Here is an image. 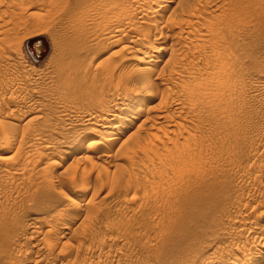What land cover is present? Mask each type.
Listing matches in <instances>:
<instances>
[{
	"label": "rangeland",
	"instance_id": "1",
	"mask_svg": "<svg viewBox=\"0 0 264 264\" xmlns=\"http://www.w3.org/2000/svg\"><path fill=\"white\" fill-rule=\"evenodd\" d=\"M60 1L0 0V31L2 30L4 33L5 30L4 35L0 33L2 35H0V137L3 138H0V264H264V0H190L195 1L191 2L193 7L199 1L194 8L191 7L192 4L189 6V0L187 1L188 4L183 5L178 3L180 0L178 2L173 0L169 10L164 7H161L162 10L161 8L158 9L157 4L160 3V0H147L145 8L139 4L142 0H137L138 5L135 0H133L134 2L131 0H85V4L79 9L74 8L76 0H72L67 3V10L62 8L54 10L59 7L57 5ZM48 2L57 5L51 7ZM107 4L117 7L111 10ZM178 5L185 7V10ZM190 7L193 9H189L191 11H199V13L203 11L202 14L198 15H203L201 18L204 19H197L195 17L197 15L193 14L192 17L188 15V18L187 15L182 16ZM51 8L53 9L51 10ZM117 8L120 10L123 8L124 16L125 13H130L131 10L136 9V11L126 15L127 17L130 15V19L133 20L130 25L135 23V27H143L146 31L148 27L145 23L149 20L148 16H151L149 14L151 9L157 8L156 10L161 11L157 12V15H161L162 18L158 17L160 21L158 20L157 26L160 29L156 27L152 31L148 28V31H151H147L150 33L148 35L146 33L148 37H144L146 36L143 35L145 33H142L144 30L139 29V32L137 27L138 32L130 31V26L128 28L123 27L127 31L123 30L125 31L123 35L124 38H127V36L131 37L139 33L138 38L141 40L137 41V45H139L138 49L142 50L139 53L145 51L143 48L145 42L148 44L150 41L149 44H151L152 41L153 48L149 52L150 57L158 56L161 60L157 63L156 76L155 74L152 76L154 78L152 84L156 86H153L155 90L160 88L157 92L163 87L164 92L170 91L165 92L170 97H167L165 104H168L165 105L167 107H164L163 101L166 98L162 97L166 96L165 93L161 94L160 92H163L161 90L159 94L164 95L161 97L155 91L158 101L155 100L152 106L154 107L157 102H161L163 105L157 104L156 106L167 108L164 114L168 121L163 122L167 124L166 126L165 124L160 125L165 117L156 119L157 114L161 111L159 112V107H154L152 114L148 115L151 120H149L150 123L147 122V128H137L139 125L137 120L141 116L135 119L137 118L135 111H140L141 105L143 107L144 100L147 98L146 89L148 86L145 89L147 84L142 83L145 80L141 76H136L138 80L135 81V77L134 82L129 76H131V72H134L133 69L135 68L133 67L142 65L143 62H145L143 65L151 62H148L149 57L141 58L142 55L139 53L135 54L137 58L134 60L135 57L122 51L123 47H130L132 44H127L125 39L121 40L120 43L118 41L112 44L108 43L110 42V33L104 35L103 30L98 33L99 30L105 28L101 26L104 22H106L105 26H109L110 18L113 17L112 13ZM195 8L198 9L194 10ZM173 9H176L178 15L184 10L182 15L177 17L180 18L179 21L176 18L174 23L177 21L178 24H176L180 26V20H183L184 27L182 25L180 27L184 28V30L182 29L183 32H186L181 35L185 40L180 39V37V41L177 38L174 40V36L169 37L172 36L169 32L170 29H165L168 25L164 22L167 21V15ZM97 10L101 13H98ZM178 10L180 11L178 12ZM137 12L144 14L141 16ZM126 16L124 18H127ZM105 18L110 20L107 21ZM140 18L143 19L140 20ZM186 18L193 21L189 20V24ZM91 19L93 20L91 21ZM184 20L187 21V24ZM141 21L145 23H141ZM204 22L207 23L204 24ZM191 23H193V27ZM193 28H196L194 31L197 33L195 35L194 31L190 32V38L195 37L196 39L192 38V41L187 32ZM157 29L159 30L157 31ZM93 32L94 34H92ZM95 33L98 34L96 38ZM140 33L143 37L140 36ZM197 34L200 36L201 42L197 39ZM36 37L43 38L47 44V52L40 61H34L25 48L26 41ZM92 37L93 40H91ZM187 37L190 42H186ZM181 40L186 43L182 44ZM177 41L184 45L183 51ZM79 44L83 45L80 55L84 56L82 65H84L87 73L84 74V69L79 72L78 80L81 79L82 81H78L75 85L70 83L72 91L68 94L65 86L62 83L60 85L56 74L57 66L58 62L68 57L73 49L74 51L77 49ZM188 49L192 53L195 51L196 54L189 53V56L197 58V60L191 58L192 61H188L190 60V57L187 56ZM197 50L199 52H196ZM184 51L187 54L183 53ZM172 53L177 58L175 60L174 56L173 60L178 63V67L174 62L170 63L171 66L167 63V59ZM182 54L187 56L184 60H182L184 58ZM178 59L179 62H176ZM186 60L188 64H191L190 67L186 64V68L195 65L192 67L193 70L189 71L187 68L189 72L185 67V69L180 67L183 61L186 63ZM194 60L198 63L197 65ZM184 63L182 65H185ZM202 64L203 70H201ZM168 66L169 69H171L170 67L174 69H171L172 72H178L179 76L176 72L173 74L170 71L169 73ZM162 67L165 68V72L167 71L166 74L173 75V80L172 77L162 74L164 72H161L160 76L159 69ZM163 68L162 71H164ZM175 68H179L180 72L179 69L177 71ZM194 68H200L199 71L197 70L198 73H195L194 70L196 69ZM186 71L187 73L191 72V74L186 75ZM126 73L128 75H124ZM179 73H184L182 74L184 78L182 75L180 77ZM126 77L129 78L130 82L127 81ZM216 77L217 79H215ZM175 78L179 79L175 80ZM219 78L224 80L219 81L221 80ZM121 80H123V84L127 81V84L115 83L121 82ZM189 81L192 82L189 83ZM215 81L220 82L217 84L219 85L217 88L215 83L213 86ZM227 81H229V85ZM187 82L189 85L195 83L192 85L193 87L196 84H201L202 86H199L203 89L209 88V86L215 87L216 89L212 87L215 94L209 88V92L213 95L207 92V89L201 91H204L205 94L202 93L207 97L209 94L212 95H209L208 98L217 99L214 101L223 105L220 106L216 104L217 102L214 104L222 108L215 105L210 107L211 110L205 108L209 106L207 105L209 102L212 101L211 104H213L214 98L207 101L205 99L207 97L201 95L205 101L200 99V92L197 93L200 87L198 89L195 87L196 90L195 88L192 89L191 86L189 89L192 90H189L187 89L189 87ZM205 82L208 87H203ZM208 82L210 85H207ZM58 83L59 85H57ZM135 83H137L136 86H133ZM227 85L229 90L226 88ZM122 86L126 87L123 88ZM142 86H144L142 91L145 92L146 96L142 92L138 93L142 96L137 94L143 88ZM219 87H225L228 92H232L231 90L233 92L225 93V88H222L224 90L222 91ZM194 89L197 91L194 93H197L199 98H196L197 94L195 95L193 92L192 95H188L189 97L186 96L187 92ZM216 90L223 92L222 94L225 96L223 97L221 93L217 94ZM183 91L185 92L182 95ZM121 92L122 95H120ZM189 93L191 94V92ZM179 95H181L180 98ZM216 95L219 98H216ZM193 96H195L194 100H200L197 103V105L200 103V106L193 105L202 109V112L205 108L211 114L212 109L218 108L217 111H212L215 117L214 115H206L208 112L201 113V110L194 106L195 109L191 104L192 100L184 99L190 102L187 104L185 101L183 102V98L193 99ZM176 97L179 98L180 104H178ZM222 97L224 99L221 100ZM158 98L162 99L159 101ZM174 98H176L174 100L176 105L171 104L173 102L170 101ZM110 99H116L118 104L122 102L131 109L126 122L130 121L129 124H134L131 131L135 132L136 135L144 136L142 138L144 140H142L139 135L140 142L136 147L127 141L128 145L126 143L123 148L120 147L122 150L116 149L120 141H124L131 132L125 134L123 139L120 137L121 139L117 143L116 138L120 136L125 127L129 126L128 122H125L126 126L116 123L114 125L116 128L111 127L112 131H109L114 135L105 133L106 137L104 136V132L101 130L102 124L104 123L103 126H106L114 117L113 112L107 115L108 117L103 113L105 112L103 108L111 101ZM190 104L193 109H191ZM202 104L206 106L203 107ZM101 106L103 107L100 108ZM214 106L216 108H213ZM171 107H173L172 110ZM188 108L193 114L187 111ZM219 109H223V112ZM197 111H199L198 114H194ZM85 113L95 118L94 122H98L95 124L96 127L94 122H89L90 125L93 123L89 127L88 121H85L88 115ZM200 113L203 115L201 116ZM218 113H221L219 114L221 116ZM199 114L200 117H198ZM182 115H186L189 119V121L187 118V120L184 119L189 123L183 129L181 126L186 125V123L184 120L182 122L181 118L178 119ZM208 116L213 119L218 117V119L213 120ZM170 117L171 119H169ZM81 119L84 121L82 122ZM175 119L177 120L175 121ZM174 122L178 123H175L177 128ZM169 124H173L176 129ZM179 125L181 129L178 127ZM191 126L196 127H192L193 130L188 132ZM94 127L95 131H98L96 133L103 134H96L93 130ZM160 127L163 128L161 131ZM172 127L177 132L174 131V135L168 132L169 130L172 131ZM6 128L12 130L9 131L12 132V135L15 133L14 138ZM2 130L5 134L1 133ZM116 130H118L117 134ZM183 130L189 134H182ZM180 131L182 137L185 136V140L188 138V140H184V145L183 138H179V135L181 136ZM146 134H149L147 138H150V135H157L161 140L164 139L163 142L166 141L165 148L160 147L162 152L159 143L162 144L163 142L159 138L157 139L160 142H158L159 140L154 141L156 139L154 136V139H149L153 143L151 141L149 143L145 138ZM175 134L178 136L172 137ZM108 135H112L110 140H104L109 137ZM188 135H192L190 136L192 138ZM194 138L195 141L200 140L199 144L194 142ZM24 139H27L28 142ZM22 141L25 142L24 145L21 144ZM95 141L96 143L99 142L97 143L99 145L94 144ZM190 141L199 147L194 145L196 149H193V143L190 144ZM91 142H94L93 145ZM101 142L103 145H100ZM109 142L111 144H108ZM186 142H189L190 146L192 145L191 151L190 148L187 149L189 145ZM147 143H149V148ZM173 143L177 147L172 145ZM104 144L111 150H107ZM152 144L156 151L152 149ZM110 145H113V149ZM157 145V149L161 153L156 149ZM179 145L181 147H178ZM139 146L141 148L144 146V148L140 149ZM169 146L173 147L172 149L177 148L178 151L179 149L181 152L183 151V153L177 151L179 156L173 154L175 149L173 153L165 152L168 158L177 157L178 159L174 160L178 164L172 163V160L169 159L166 161L169 167L164 166L166 160L164 158L167 157L160 155L162 160L164 159L161 161L163 164L160 163L159 165V159L156 160L158 163L155 164L165 167V169L168 167L165 172H163V168H156L154 164L152 165L155 169H152V165L147 166L151 164L152 160L155 162V159L159 157L158 154H164L165 149L170 148L167 150L172 151ZM184 146L189 152L182 150ZM142 150L145 153L148 150L154 154L153 156L149 154L145 158L144 156L147 154L144 153L143 159L141 157L143 153L140 154L143 152ZM114 151H118V156H116L117 152L114 153ZM119 151L122 153L119 154ZM192 151L199 156L193 154L196 159L190 158L192 162V167L190 166L192 169H190L187 166L191 165L188 164L190 161L185 159V166L182 156L184 159L186 158L184 154H187V158H189L192 156L190 154V152L193 153ZM133 152L136 156L139 155L137 158L141 159L140 162L136 156L138 161L132 158ZM107 154L116 155H111L110 158L105 157ZM129 154L133 155H130L129 158ZM169 154L173 155L169 156ZM150 156L152 159L149 158ZM145 159H150V164ZM191 159L193 161L199 160L194 163ZM179 164L183 166V169L188 167L189 170L178 169ZM21 165L23 168L26 166L28 168L22 169ZM170 166L172 169L177 168L176 170H180V172H176L174 169L172 171ZM194 166L197 167L194 169ZM143 167L145 168L143 169ZM156 169L159 172L163 170L164 175ZM22 174L24 175L23 178L21 177ZM157 174H161L163 178H160L161 175H158V178ZM43 177L45 179H42ZM83 188H85L84 194L79 195V191ZM76 207L78 208L76 209ZM242 250L245 252L244 254Z\"/></svg>",
	"mask_w": 264,
	"mask_h": 264
},
{
	"label": "bare ground",
	"instance_id": "2",
	"mask_svg": "<svg viewBox=\"0 0 264 264\" xmlns=\"http://www.w3.org/2000/svg\"><path fill=\"white\" fill-rule=\"evenodd\" d=\"M58 1H60V0H58ZM70 1H72V0H61L60 2H58V5H57V4H53V2H51V3L48 2V3H50V5H49V4H48V5L51 6V7H55L56 5L59 6L58 8H55L54 10L59 9V8H62V9H66V10H67V7H68V4H67V3H68V2L70 3ZM128 1H129V0H128ZM131 1H133V0H131ZM139 1H140V0H139ZM148 1H149V0H148ZM148 1H147V0H142V2H141V3L139 2V4H140L141 6H144L143 8H145V5L147 4ZM178 1H179V0H177V2H178ZM187 1H188V0H180L181 3H180V2H178V3L181 4V5H183V4H185V3L188 4V2H190V3H189V6H190V4H192L191 7L194 8V7L197 6V3L199 2V1H197V2H196V5L194 4L195 6L193 7V3H191V2H195V1H190V0H189L188 2H187ZM54 2L57 3V1H54ZM133 2H134V1H133ZM114 3H116V2H114ZM117 3H119V2L117 1ZM135 3H137V5H138L137 0H135ZM52 4H53L54 6H53ZM84 4H85V0H76V4H75V7H74V8L79 9V8H81ZM120 4H121V3H120ZM149 4H150V3H149ZM171 4H173V0H160V3L157 4V5L159 6L158 9H160L161 7H164L165 9L169 10ZM48 5H47V6H48ZM121 5H122V4H121ZM121 5H120V7H121ZM174 5H175V4H174ZM181 5H178V6H181ZM199 5H200V4H199ZM49 6H48V7H49ZM109 6H110V9H111V10H113V9H115V7H117V6H111V5L107 4V7H109ZM122 6H123V5H122ZM141 6H139V7H141ZM178 6H177V7H178ZM187 6H188V5H187ZM187 6H186V7H187ZM147 7H149V6H147ZM155 7H157V6H155ZM177 7H176V9H178ZM191 7L188 8V10H189V9L193 10ZM74 8H73V9H74ZM137 8H138V7H137ZM164 8H163V9H164ZM180 8H183V6H181ZM184 8H185V7H184ZM184 8H183V9H184ZM52 9H53V8H51V10H52ZM122 9H123V8H121V10H120V8H119V9L117 8V9L115 10V12L112 13V14H113V15H112L113 17L110 18V19H111V22L109 21L110 24L107 23V24H109V26H105L104 24H106V22H104V24L101 25V26H102V27L104 26L105 28H104V29L102 28L101 30H99L98 33H100L102 30H103L102 33H103L104 35H109V33H110V35H111L110 38H109V41H110V42H108V43H112V44H113V43H116V42H118V41H119L118 43H120L121 40H124V39H125V42H126L127 44H131V43H132V44L130 45V47H126V46L123 47V48H122V51H125L128 55L135 57V54H136V53H139V51H142V50H139V49H138V48H139V45H137V41H139V39H140V38H138V37H139V36H138L139 33H137V35H134V34H133L134 36H131V37H130V36L128 37L127 34H125V36H127V38H124L123 32H125L126 30H125L123 27H127V28H128V26H130V27H129V30H130V31H136V32H138L139 29H140V30L142 29V30L145 31V32H144V31H143V32L141 31L142 33H145V34H143V35H146V33H147V35H148V34H150V33H148V32H151L150 30L153 31V29L155 30L156 27L159 28V27L157 26V23H158L159 18H161V17H160L161 15L158 16L159 14L157 15V12H159L160 10H156L157 8L154 9V10L151 9V11H152V10H153V11H152V13H151V11H150V13H149V14H151V16H148V17H149V18H148V19H149L148 22L145 23L144 21H141V23L144 22L145 25H146L148 28H150L149 31H148V28H147V31H148V32H147L146 29H144L143 27L140 28V27H137V26H136V27L138 28V30H137V28L135 27V23L132 24V25H130V24H131V21L133 22V20L130 19V18H131V17H129L130 15H129L128 17L126 16L127 13H129V12H127V11H126L127 13H125V14H126L125 16H126L127 18H124L125 16H124V13H123ZM125 9H126V7H125ZM125 9H124V12H125ZM140 9H141V8H140ZM176 9H173V11L171 10L170 14L167 15V16H168V17H167V21L164 22V24L167 23V25H168V27H166L165 29H167V28L170 29V30H169V29H168V30H169V32L171 33L170 35H172V36H169V37H173V36H174V37H175L174 40L177 38V39L180 41V39L182 38V37H181L182 33H183V35H184V33H186V32H183L184 28L180 27L181 25L183 26V23H182L183 20H180V22H181V23H180V26L177 25V24H178L177 21H176L177 24L174 23V22H175L174 20H175L179 15L181 16L185 9H184V10L182 9L183 12H181V14L179 13V15L177 14ZM197 9H198V8H195L194 10H197ZM106 10H107V9H106ZM161 10H162V8H161ZM188 10L185 11V13L188 12V14H185V13H184L182 16L187 15L186 17L188 18L189 16H191V15L193 14V15H197V16H195V17H197V19H198V18H200L201 20L204 19L203 17H202L203 19L201 18V16H203V15L199 16L200 14H202L203 11H200L201 13H199V11H191V10H189V11H190V12H189ZM199 10H200V9H199ZM58 11H59V10H58ZM95 11H96V10H95ZM132 11H136V9H135V10H131V12H132ZM137 11H138V9H137ZM142 11H143V9H142ZM179 11H180V10H178V12H179ZM97 12H98V10H97ZM131 12H130V13H131ZM140 12H141V10H140ZM140 12H137V13H140ZM144 12H145V11H144ZM160 12H161V11H160ZM98 13H101V11L98 12ZM122 13H123V14H122ZM130 13H129V14H130ZM189 13H190V14H189ZM81 14H82V13H81ZM86 14H87V13H86ZM140 14H141V13H140ZM142 14H144V13L142 12ZM142 14H141V16H142ZM198 14H199V15H198ZM76 15H77V14H76ZM92 15H93V14H92ZM98 15H99V14H98ZM121 15H123V16H121ZM188 15H189V16H188ZM139 16H140V15H139ZM180 16H179V17H180ZM198 16H199V17H198ZM78 17H79V16H78ZM86 17H88V16H86ZM90 17H92V16H90ZM95 17H96V15H95ZM106 17H108V16H106ZM143 17H145V15H143ZM158 17H159V18H158ZM162 17H163V16H162ZM191 17H192V16H191ZM195 17H194V18H195ZM14 18H15V16H14ZM146 18H147V17H146ZM157 18H158V19H157ZM181 18H182V17H181ZM187 18H186V19H187ZM194 18H193V19H194ZM69 19H70V17H69ZM80 19H81V18H80ZM93 19H94V18H93ZM93 19H91V21H92ZM110 19H108V20H110ZM142 19H143V18H140V20H142ZM161 19H162V18H161ZM179 19H180V18H177L176 20L179 21ZM182 19H183V18H182ZM83 20H84V19H83ZM95 20H96V19H95ZM105 20H107V18H105ZM108 20H107V21H108ZM189 20H190V19H189ZM189 20L187 19L188 23L190 24V21H193V20H192V19H191L190 21H189ZM71 21H72V20H71ZM85 21H87V20L85 19ZM100 21H101V20H100ZM103 21H104V20H103ZM159 21H160V20H159ZM161 21H162V20H161ZM184 21H186V20H184ZM187 21H186L185 24H187ZM204 21H205V20H204ZM4 23H7V22H4ZM76 23H77V22H76ZM162 23H163V21H162ZM201 23H202V22H201ZM206 23H207V22H204V24H206ZM72 24H73V23H72ZM84 24H85V23H84ZM86 24H87V22H86ZM160 24H161V22H160ZM70 25H71V24H70ZM98 25H99V24H98ZM98 25H97V26H98ZM143 25H144V24H143ZM145 25H144V26H145ZM158 25H159V24H158ZM191 25H192V27L194 26L193 23H191ZM198 25H199V23H198ZM198 25H197V26H198ZM200 25H202V24H200ZM101 26H100V27H101ZM187 26H189V25H187ZM187 26H186V27H187ZM0 27H1V26H0ZM13 27H14V26H13ZM87 27H88V26H87ZM89 27H90V26H89ZM100 27H99V29H100ZM164 27H165V25H164ZM164 27H163V28H164ZM183 27H184V26H183ZM186 27H185V28H186ZM199 27H200V26H199ZM199 27H198V28H199ZM135 28H136V29H135ZM161 28H162V26H161ZM198 28H197V31H198ZM0 29H1V28H0ZM85 29H86V28H85ZM159 29H160V28H159ZM159 29H157V31H158ZM182 29H183V30H182ZM188 29H189V28H188ZM195 29H196V28H195ZM195 29L193 28V30L191 29L192 31L190 30L189 32H187L189 38H190V34H191L190 32H193ZM123 30H125V31H123ZM140 30H139V32H140ZM1 31H2V30H1ZM1 31H0V33L4 35L5 30H4V33H3V31H2V32H1ZM9 31H10V30H9ZM9 31H6V32H9ZM160 31H161V30H160ZM165 31H167V30H165ZM185 31H186V29H185ZM10 32H11V31H10ZM126 32H127V31H126ZM96 33H97V32H96ZM96 33H95V38H96V36L98 37V34L96 35ZM111 33H112V34H111ZM129 33H130V32H129ZM142 33H140V34H141L140 36L143 37ZM154 33L157 34V32H154ZM194 33H195V31H194ZM194 33H193V34H194ZM196 33H197V32H196ZM196 33H195V35H196ZM1 34H0V35H1ZM92 34H94V32H93ZM103 34H102V35H103ZM151 34H152V33H151ZM158 34H159V33H158ZM193 34H192V36H193ZM198 34H200V33L198 32ZM198 34H197V36H198L197 39L200 40L201 38H199L200 36H199ZM5 35H7V34H5ZM147 35L144 36V37H148ZM160 35H162L161 32H160ZM160 35H159V36H160ZM164 35H165V34H164ZM186 35H187V34H186ZM195 35H194V36H195ZM200 35H201V34H200ZM203 35H204V33H203ZM1 36H2V35H1ZM1 36H0V37H1ZM7 36H8V35H7ZM7 36H6V37H7ZM105 37H106V36H105ZM179 37H180V39H179ZM95 38H94V40H95ZM189 38H188V37L186 38V42L189 41V40H187V39H189ZM192 38L195 39V37H192ZM192 38H190V39L192 40ZM202 38H203V37H202ZM79 39H80V36H79ZM91 40H93V37H92ZM106 40H107V39H106ZM140 40H141V39H140ZM144 40H146V39L144 38ZM148 40H149V39H148ZM182 40H185V38H184V39L182 38ZM182 40H181V42H182ZM195 40H196V39H195ZM195 40H194V41H195ZM192 41H193V40H192ZM192 41H191V42H192ZM122 42H123V41H122ZM128 42H129V43H128ZM141 42H142V41H141ZM177 42H178V41H177ZM186 42L184 41V42H182V44H183V43H186ZM189 42H190V41H189ZM198 42H199V41H198ZM200 42H201V40H200ZM94 43H95V42H94ZM126 43H125V44H126ZM149 43H150V41L148 42V44H146V42H145V45H144V47H143V48H145V51L142 52V53H139V54L142 55L141 58H147V57H149V58H148V59H149L148 62H151V63H152V61H153V64H151V63H147V64L143 65V64L145 63V62H143L142 65L140 64V65H138V66L133 67V68H135V69H133L134 72H131L130 69L128 70L129 73L131 72L130 74H131V76L133 77V78H132L131 76H129V77L131 78V81H132V79H133V82H134V79H135L136 76H138V77L141 76L142 79L145 80V82H142V81H140V82L145 83V85L147 84V85L145 86V89H146L147 86H148V88L146 89V90H147V92H146V94H147V98H146V100H144V105H143V107H142V105H141V106H140V111H139V110H138V111H135V112H136L135 114H136V116H137V118H135V119H138V118L141 116V118H140L139 120H137V122H138V124H139L138 127H137L138 129H140V128H142V127H143V128H144V127L147 128V127H146V124H147V122H149V120H151L150 117H149L148 115H150V113H151L152 111H154V107H159L160 104L163 105V103H164L163 106H164V107H167V106H165V105L168 104V103L165 104V101L168 99L167 97H170V95L166 94L168 90L165 91L166 93L164 92V90H163V88H164L163 85H162L163 88L161 89V90H163V92H160L161 90H160L159 92H160L161 94L165 93L164 95H166V96L162 95V96H164V97H162V96L159 94V92H157L160 88H159L158 90H155V88H153V86H155V85L152 84V83H153V82H152V79H154L152 76H153V75L155 74V72H156L157 63L160 62L161 60L158 58V56H155V57L151 56V57H150L149 52L151 51V49H152L153 47H152V41H151V44H149ZM153 43H154V42H153ZM178 43H179V42H178ZM178 43H176V44L178 45ZM176 44H175V45H176ZM179 45H180V49H182V51H183V48H185V47H183L184 45H181L180 43H179ZM186 45H187V44H186ZM82 46H83V45H81V44L77 45V49H76L75 51H74V49H73L72 52L69 54L68 57H66V58L62 59V61L58 62L57 73H56V74L58 75V78H59V81H60V85H61V83H62L63 86H65V89H66V91L68 92V94L72 91V88H71V86H70L71 84H74V85H75L78 81H82L81 79L78 80L79 77H80V73H79V72H81L82 69H84V65H82V64H83L84 56H81V55H80V52L83 50V49H82ZM123 46H124V45H123ZM140 46H141V45H140ZM142 46H143V44H142ZM181 46H182V48H181ZM174 47H175V46H174ZM31 49H32L33 54H35V55H39V54H41V52H42V44H40L39 42H35V43L32 44V48H31ZM185 51H186V50H185ZM185 51H184L183 53H186V52H187V51H186V52H185ZM196 52H199V51L197 50ZM189 53H190V54H193V53H195V51L192 53V51L189 52V49H188V55H187V56H189ZM81 54H82V52H81ZM186 54H187V53H186ZM195 54H196V53H195ZM182 55H183V54H182ZM197 55H198V54H197ZM174 56H175L174 53H172V55L170 54L169 59H167V60H168L167 63H169V66H171V65H170L171 62H172V63L174 62V60H173V59H174ZM183 56H184V55H183ZM183 56H182V57H183ZM185 56H186V55H185ZM185 56H184V58H182V60H184V59L187 57V56H186V57H185ZM198 56H199V55H198ZM198 56H197V57H198ZM133 57H132V58H133ZM159 57H160V56H159ZM189 57H190V56H189ZM136 58H137V57H135L134 60H136ZM141 58H140V59H141ZM150 58H151V59H150ZM175 58H176V56H175ZM191 58H192V56L190 57V60H188V61L191 62L193 59H196V60H197V58H194V57H193L192 60H191ZM129 59H130V57H129ZM134 60H133V61H134ZM167 60H166V61H167ZM175 60H177V58H176ZM182 60H181V61H182ZM198 60H199V57H198ZM130 61H131V60H130ZM138 61H141V60H138ZM138 61H137V62H138ZM166 61H165V62H166ZM176 62H179V59H178V61H176ZM194 62H195V60H194ZM194 62H192V63H194ZM197 62H198V61H197ZM138 63H139V62H138ZM167 63H165V64L168 65ZM174 63H175V62H174ZM180 63H181V62H180ZM183 63H184V61H183ZM183 63L180 64V67H183V69H185V68H186V64H188V63H187V60H186V63H184L185 65H182ZM195 63H196V62H195ZM175 64L177 65L178 63H175ZM197 64H198V63H196V65H197ZM166 65H164V66H166ZM172 65H173V64H172ZM181 65H182V66H181ZM169 66H168V68L166 67V68L169 70V73H170V71H171V73L174 74V72H176V71H173V72H172L171 69H173V68L170 67L171 69H169ZM178 66H179V65H177L176 67H178ZM187 66L190 67L191 64H188ZM194 66H195V65H194ZM194 66L192 65V67H194ZM198 66H199V65H198ZM204 66H206V65H204ZM173 67H174V66H173ZM184 67H185V68H184ZM188 67H187V68H188ZM192 67H191V68H188L189 71H190L191 69L193 70ZM200 67H201V66H200ZM149 68H150V69H149ZM162 68H163V67H162ZM162 68H160L161 70L159 69L160 76H161V72H164V73H162V74H166V72H167V71L165 72V68H163L164 71H162ZM187 68H186V70L188 71ZM202 68H203V64H202L201 70H203ZM205 68H206V67H205ZM175 69H176V68H175ZM178 69H179V68H178ZM178 69H176V70L178 71ZM183 69L181 68V71H182ZM194 69H196V68H194ZM198 69L200 70V68H198ZM198 69L194 70L195 73H198V71H199ZM173 70H174V69H173ZM197 70H198V71H197ZM123 71H124V70H123ZM187 71H186V73H187ZM189 71H188V72H189ZM196 71H197V72H196ZM125 72H126V71H125ZM179 72H180V69H179ZM184 72H185V70H184ZM200 72H201V71H200ZM86 73H87V72H86V69H84V74H86ZM121 73H123V72H121ZM127 73H128V72H127ZM127 73L124 74V75H128ZM176 73H177V75H178V72H176ZM176 73H175V74H176ZM82 74H83V73H82ZM158 74H159V73H158ZM179 74H180V77H181V75L184 74V73H182V74L179 73ZM188 74H191V72H190V73H187L186 75H188ZM199 74H200V73H199ZM215 74H216V72H215ZM49 75H50V74H49ZM57 75H56V76H57ZM87 75H88V74H87ZM133 75H134V76H133ZM166 75H167L168 77H172V80L174 79V77H173L172 74H171L172 76H171V75L169 76L168 73H167ZM194 75H195V74H194ZM120 76H121V75H119V77H120ZM155 76H156V74H155ZM155 76H154V77H155ZM160 76H159V77H160ZM162 76H164V75H162ZM174 76H175V75H174ZM178 76H179V75H178ZM82 77H83V75H82ZM141 77H140V78H141ZM159 77H158V78H159ZM168 77L165 76V78H168ZM182 77H183V75H182ZM185 77H187V76H185ZM51 78H52V76H51ZM103 78H104V77H103ZM121 78H123V76H121ZM124 78H125V77H124ZM126 78H127V81H129V78H128V77H126ZM162 78H164V77H162ZM183 78H184V77H183ZM49 79H50V78H49ZM155 79H156V78H155ZM169 79H170V78H169ZM176 79H179V78H175V80H176ZM215 79H217V77H216ZM219 79H221V80H219ZM219 79H218L219 81H223V80H224V79L222 80V78H219ZM84 80H85V79H84ZM84 80H83V81H84ZM137 80H138V79H137V77H136V80H135V81H137ZM144 80H143V81H144ZM167 80H168V79H167ZM127 81H125L124 84L122 83L123 80H121V82L117 81V82H115V83H119V84L122 83L123 85H125V84H127V83H126ZM84 82H85V81H84ZM93 82H94V81H93ZM129 82H130V81H129ZM166 82H169V81H166ZM190 82H192V81H189V83H190ZM228 82H229V81H227V84H228ZM70 83H71V84H70ZM82 83H83V82H82ZM137 83H138V82H137ZM137 83H135L133 86H136ZM173 83H174V82H173ZM193 83H194V82H193ZM196 83H197V82H196ZM208 83H209V84H207V85H210V82H208ZM211 83H212V81H211ZM214 83L216 84L215 87L217 88V87L219 86V85H217V84H219L220 82H216V81L213 82V86L215 85ZM69 84H70V85H69ZM91 84H93V83H91ZM139 84H140V83H139ZM139 84H138V85H139ZM194 84H195V83H194ZM194 84L189 85L188 82H187V86L189 85V87H188L187 89L191 88V86L194 85ZM202 84L204 85V83H202ZM57 85H59V83H58ZM93 85H94V84H93ZM115 85H116V84H115ZM138 85H137V86H138ZM143 85H144V84H143ZM169 85H170V84H169ZM172 85H173V84H172ZM199 85L202 86L201 84H198V85L196 84L194 87L192 86V89L195 88V87H197V89H198V88L200 87ZM228 85H229V84H228ZM228 85H227V87H226L227 89H228V87H229ZM81 86H82V85H81ZM96 86H97V85H96ZM119 86H121V85H119ZM139 86H141V85H139ZM167 86H168V84H167ZM213 86H211V87L209 86V88L211 89V92H212L213 94H215V93H214L215 90H214V91L212 90V87H213ZM79 87H80V86H79ZM89 87H90V86H89ZM94 87H95V86H94ZM113 87H114V86H113ZM122 87H123V86H122ZM122 87H120V88H122ZM125 87H126V86H125ZM125 87H123V88H125ZM142 87H143V88H142ZM142 87H140V88H142V89H140V91L138 90L139 92L136 91L137 94H138V93H141V92H142L143 94L145 93L144 91H142V90H144V86H142ZM155 87H156V86H155ZM169 87H170V86H169ZM171 87H172V86H171ZM173 87H174V86H173ZM203 87H208V86H206V82H205V85H204ZM215 87H213V89H214ZM231 87L233 88V86H231ZM231 87H230V89H232ZM61 88H62V87H61ZM61 88H60V89H61ZM130 88L132 89V87H130ZM133 88L135 89V87H133ZM137 88H138V87H137ZM157 88H158V86H157ZM157 88H156V89H157ZM209 88H206V89H207V92H209ZM216 88H215V89H216ZM219 88H221V87H219ZM222 88L224 89L225 87H222ZM222 88H221V89H222ZM226 88H225L226 91H224L223 89H222V91H224L225 93H228V94L233 92V90H231L232 92H230V91L228 92L229 89L227 90ZM74 89H76V88H74ZM94 89H95V88H94ZM192 89H189V90H192ZM195 89H196V88H195ZM195 89H194L193 91H189V92H191V94H190L189 92H187L188 94L186 93V94H187L186 96H188V95H192V92L194 93ZM197 89H196V90H197ZM202 89H203V88L200 87L199 91H198V92L195 91V92H197V93L200 92V93H199V95H200V97H201L200 99L204 100L203 98H204V97H207V96L203 95V93L205 94L204 91H206V89L204 88V89H203L204 91H201ZM221 89H220V90H221ZM115 90H116V89H115ZM118 90H119V89H118ZM120 90H121V89H120ZM170 90H171V89H170ZM59 91H60V90H59ZM61 91H62V90H61ZM129 91H130V90H129ZM155 91H156V92H157L162 98H166V99L163 101V103H161V102H160V103L157 102L156 105L159 104V106H156V105H155V106L153 107V106H152V105H153V102H154L155 100L158 101V100H157V94H156ZM187 91H188V90H187ZM216 91H217V90H216ZM116 92H117V91H116ZM122 92H123V91H122ZM122 92H121L120 95H122ZM168 92H170V91H168ZM184 92H185V91L182 92V95H183ZM202 92H203V93H202ZM207 92H206V93H207ZM211 92H209V93H211ZM197 93H194V94L196 95ZM201 93H202V94H201ZM212 93H211V94H212ZM220 93H221L220 91H219V92L217 91V94H220ZM222 93H223V92H222ZM222 93H221V94H222ZM146 94H144V95L146 96ZM171 94H172V93H171ZM194 94H193V95H194ZM213 94H212V95H213ZM120 95H119V96H120ZM129 95H130V94H129ZM138 95H139V96H142V95H140V94H138ZM172 95H173V94H172ZM201 95L204 96V97H202ZM207 95H208V94H207ZM209 95H210V94H209ZM209 95H208V97H209ZM212 95H210V96H212ZM124 96H125V95H124ZM180 96H181V95H179L178 97L180 98ZM219 96L221 97V95H219ZM222 96L224 97L225 95L222 94ZM116 97H117V96H116ZM122 97H123V96H122ZM158 97H159V96H158ZM173 97H174V96H173ZM173 97H171V98H173ZM178 97H176V98H178ZM184 97H185V95H184ZM188 97H189V96H188ZM208 97L205 98L207 101L210 100V99L212 100V99L214 98V97H213V98H208ZM223 97L221 98V100L224 99ZM144 98H145V97H144ZM162 98H161V99H162ZM176 98L170 100V101L173 102V103H171V102H169V103H171V104L174 105V104H175V103H174V100H176ZM179 98H178L177 102L179 101ZM191 98H192V97H191ZM194 98H195V96H193V99H190V98H183V102L185 101V102H186L185 104H187V103H190L188 100H192L191 104H192V106L194 107L195 105H193V104H196V105H197V103L200 102V100L197 101V100H194ZM196 98H199V97H198V94H197V97H196ZM216 98H219V97H217V95H216ZM231 98H232V97H231ZM119 99H120V97H119ZM126 99H128V98H126ZM126 99H125V100H126ZM136 99H137V98H136ZM158 99H159V98H158ZM161 99H159V101H160ZM184 99H188V100H187L188 102H187L186 100H184ZM110 100H111V99H110ZM115 100H116V99H115ZM115 100H111V101H109V102L107 103V105L105 106V108H103V109H105V112H103V109H102V112L105 114V116L109 115L111 112L114 113V117L109 121V124H107L106 126H105V125L103 126V124H104V123H103V124H102L103 127L101 126V130H102V132H104V136H105V137H106V134L110 133L109 131H112V130H111V127H115L114 125H115L116 123L124 124L123 126H126V125H125V122H126V120L128 119V118H127L128 113L131 112V109H129V108L127 107V105L123 104L122 102L118 104V102L115 101ZM180 100H182V99H180ZM193 100L196 101V102L194 103ZM214 100H217V99L214 98L213 101H214ZM221 100H219V102H221ZM122 101H123V100H122ZM204 101H205V100H204ZM204 101H202V103H203ZM124 102H125V101H124ZM166 102H167V101H166ZM179 102H180V101H179ZM179 102H178V104H180ZM215 102H217V101H214L213 104H211L212 101H211V103L209 102L210 104L207 102V103H208L207 105H209V106H207V107H205L206 105H204V104H206L205 102H204V104H202V105H203V107H205V108H210V107L212 108V106L215 105V104H214ZM137 103H138V101H137ZM104 104H105V103H104ZM133 104H134V103H133ZM171 104H169V105H171ZM182 104H183V103H182ZM191 104H190V106H191ZM216 104H219V105H220V103H218V102H217ZM229 104H230V102H229ZM229 104H228V105H229ZM119 105H120V107H118ZM137 105H138V104H137ZM175 105H176V104H175ZM202 105H201V106H202ZM210 105H211V106H210ZM219 105H215V106H216V107H219ZM221 105H223V104H221ZM221 105H220V106H221ZM226 105H227V104H226ZM103 106H104V105H103ZM103 106H101L100 108H102ZM134 106H136V105H134ZM171 106H172V105H171ZM177 106H178V105H177ZM185 106H187V105H185ZM192 106H191V107H192ZM197 106H200V103H199V105H197ZM197 106H195V107L199 109V107H197ZM215 106H214L213 108H216ZM136 107H137V106H136ZM141 107H142V109H141ZM161 107H162V106H161ZM161 107H159L160 109L158 108V109H159V112H160V111H161V112H160L159 114H157L156 119L159 120V119H163V118L165 117V119H164L162 122H160V123H162V124L159 123V124L162 126V125H164V124L166 123V121H168V120H166L167 118H166V115L164 114L165 109H167V108L164 109V108L162 107L163 109L161 110ZM168 107H169V106H168ZM183 107H184V106H183ZM193 107H192L191 109H193ZM195 107H194V108H195ZM203 107H202V108H203ZM100 108H99V109H100ZM146 108H147V109H146ZM172 108H173V107H171V110H172ZM186 108H187V107H186ZM196 108H195V109H196ZM200 108H201V107H200ZM205 108L203 109V111L206 112V113H207V112L209 113V111H207V109H205ZM211 108L208 109V110H211ZM219 108H222V107H219ZM229 108H231V107H229ZM132 109H133V107H132ZM168 109H170V107H169ZM188 109H189V108H188ZM195 109H194V110H195ZM198 109H197V110H198ZM217 109H218V108H217ZM217 109H216V110L214 109V110L217 111ZM225 109H226V108H225ZM81 110H83V109H81ZM163 110H164V111H163ZM175 110H176V109H175ZM184 110H185V108H184ZM194 110H192V111H194ZM199 110H201V113L204 114V112H202V109H199ZM205 110H206V111H205ZM214 110L212 109L213 112H215ZM219 110L222 111L223 109H219ZM219 110H218V111H219ZM86 111H87V110H86ZM182 111H183V109H182ZM187 111L190 112V109L187 110ZM212 111H211V114H210V113H209V114L207 113L206 115H210V116L212 115V116H213L214 113H213ZM221 111H220V112H221ZM89 112H90V111H89ZM99 112H100V111H99ZM174 112H175V111H174ZM185 112H186V111H185ZM194 112H195V111H194ZM198 112H199V111H197V113H194V114H198ZM222 112H223V111H222ZM222 112H221V113H222ZM80 113H81V111H80ZM87 113H88V112H87ZM91 113H92V111H91ZM91 113H89V114H91ZM167 113H168V111H167ZM182 113H183V112H182ZM190 113L193 114L192 112H190ZM201 113H200V114H201ZM221 113H218V115L221 114ZM81 114H82V113H81ZM85 114H86V113H85ZM151 114H152V113H151ZM183 114H184V113H183ZM188 114H189V113H188ZM191 114H190V115H191ZM200 114L198 115V117H200ZM203 114H201V116H202ZM215 114L217 115V113H215ZM222 114H223V113H222ZM86 115H88V114H86ZM95 115H96V112H95ZM95 115H94V116H95ZM99 115H100V114H99ZM206 115H205V116H206ZM79 116H80V115H79ZM96 116H97V115H96ZM142 116H143V117H142ZM172 116H173V115H172ZM196 116H197V115H196ZM210 116H208V117H210ZM219 116H221V115H219ZM80 117H81V116H80ZM82 117H84V116H82ZM85 117H86V116H85ZM103 117H104V115H103ZM107 117H108V116H107ZM189 117H190V116H189ZM214 117H215V115H214ZM101 118H102V117H101ZM151 118H152V116H151ZM180 118H181V121H182V120L186 119L187 116H186V115H182V116H179V117H178V119H180ZM194 118H195V117H194ZM201 118L203 119V117H201ZM206 118H207V117H206ZM206 118H205V119H206ZM210 118H211V117H210ZM226 118H227V117H226ZM226 118H225V119H226ZM94 119H95V118H93L91 115H88V116H87V120H85V121H88V123H89V122L91 123V122H94V121H95ZM96 119H97V118H96ZM169 119H171V117H170ZM187 119H188V118H187ZM187 119H186V120H187ZM195 119H197V118H195ZM199 119H200V118H199ZM205 119H204V120H205ZM211 119H213V118H211ZM211 119H210V120H211ZM214 119L216 120V119H218V117H217V118H214ZM214 119H213V120H214ZM81 120H82V119H81ZM81 120H80V121H81ZM133 120H134V119H133ZM176 120H177V119H175V121H176ZM186 120H184L185 122L182 121V122L186 123V125L184 124L183 126H181L182 129H183V127L186 128L187 124L189 123V122L187 123V121H189V119H188L187 121H186ZM204 120H203V121H204ZM208 120H209V119H208ZM83 121H84V120H82V122H83ZM98 121H99V120H98ZM105 121H106V118H105ZM164 121H165V123H163ZM172 121H173V119H172ZM192 121H194V120L192 119ZM192 121H191V122H192ZM206 121H207V120H206ZM219 121H220V120H219ZM106 122H107V121H106ZM127 122H128V125H129V126H128V127H125V128L123 127V128H124L123 131L120 129V130L122 131V133L120 134V136H119L118 138H116L117 143L120 141V139H121L122 137L125 136V134H128L131 130H133V125H134V124H129V123H131L130 121H127ZM127 122H126V123H127ZM137 122H136V123H137ZM152 122H153V121H152ZM156 122H157V121H156ZM158 122H159V121H158ZM182 122H181V123H182ZM85 123H86V122H85ZM88 123H87V124H88ZM90 123H89V127H90L91 125H93V123H92L91 125H90ZM96 123H98V122H96ZM96 123L94 122V125H95ZM101 123H102V121H101ZM101 123H100V125H101ZM149 123H150V122H149ZM149 123H148V124H149ZM153 123H155V121H154ZM175 123H177V122H174V124H175ZM181 123H179V124H181ZM196 123H197V122H196ZM201 123H202V122H201ZM213 123H214V122H213ZM155 124H157V123H155ZM177 124H178V123H177ZM177 124H175V125H176V128H177ZM182 124H183V123H182ZM206 124H207V123H206ZM144 125H145V126H144ZM149 125L152 126V124H149ZM157 125H158V124H157ZM160 125H158V126H160ZM166 125H167V124H165V126H166ZM169 125H170V124H169ZM169 125H168V126H169ZM171 125L173 126V124H171ZM171 125H170V126H171ZM190 125H191V124H190ZM192 125H193V124H192ZM86 126H88V125H86ZM98 126H99V124H98ZM118 126H119V125H118ZM155 126H156V125H155ZM168 126H167V127H168ZM170 126H169V127H170ZM188 126H189V125H188ZM92 127H93V126H92ZM95 127H96V125H95ZM95 127L93 128L94 131L96 130ZM121 127H122V126H121ZM121 127H119V128H121ZM148 127H149V126H148ZM163 127H164V126H163ZM167 127H166V129H167ZM173 127H174V126H173ZM173 127L171 128L172 131H170V130L168 131V130H167L168 132L172 133V135H174V131H175V133H177L176 130H173V129L175 128V127H174V128H173ZM178 127L180 128V125H179ZM192 127H193V126H191V128L188 129V130H189L188 132H190V130L192 129ZM194 127H196V126H194ZM194 127H193V128H194ZM4 128H5V127H4ZM115 128H116V127H115ZM134 128H135V127H134ZM149 128H150V127H149ZM154 128H155V127H154ZM160 128H161V127H160ZM176 128H175V129H176ZM179 128H178V129H179ZM181 128H180V129H181ZM187 128H188V127H187ZM6 129H7V128H6ZM6 129H5V130H6ZM162 129H163V128H161L160 131H161ZM198 129H199V128H198ZM7 130H8V129H7ZM147 130H148V129H147ZM184 130H186V129H184ZM184 130L182 131V134H189V133H185ZM192 130H193V129H192ZM9 131H12V130H8V132H9ZM94 131H93V132H94ZM99 131H100V129H99ZM113 131H115V130H113ZM117 131H118V130H116V134H117ZM194 131H195V129H194ZM2 132H3V130L1 131V133H2ZM5 132H6V131H5ZM96 132H98V131H95V133H96ZM196 132H197V131H196ZM205 132H206V131H205ZM3 133H4V132H3ZM6 133H7V132H6ZM9 133L11 134L12 132H9ZM105 133H106V134H105ZM194 133H195V132H194ZM4 134H5V133H4ZM14 134H15V133H14ZM14 134H13V135H14ZM96 134H99V133H96ZM100 134H101V133H100ZM100 134H99V135H100ZM102 134H103V133H102ZM102 134H101V135H102ZM110 134H112V133H110ZM149 134H150V133H149ZM149 134H148V135L146 134V136H145L147 142L149 141V143H150V141H151V140H149V139H150V138H153V139H154V136H156V139H154V141L160 139L157 135H154V136H153V135H152V136L150 135V138H149V137L147 138V136H149ZM180 134H181V131H180ZM182 134H181V136L179 135V138L183 136ZM205 134H207V133H205ZM205 134H204V135H205ZM13 135L11 134V136H13ZM112 135H114V134H112ZM112 135H108L109 137H107V138L104 139V140L109 141V140H110V137H111ZM139 135H140V134H139ZM139 135H136L135 132L131 131V132L129 133V135L124 139V141H123V140L120 141V144H119L118 148H116V149H117V150H120V149L122 150L123 146L127 143V141L131 142V145H133V147H136L137 145H139V142H140L139 137H140L141 135H140V136H139ZM192 135H193V133H192ZM192 135H190V136H192ZM200 135H201V132H200ZM200 135H199V136H200ZM8 136H9V135H8ZM8 136H7V137H8ZM137 136H138V137H137ZM177 136H178V135L175 134V136H172V137H177ZM188 136H189V135H188ZM188 136H187V137H188ZM190 136H189V137H190ZM195 136H196V135H195ZM197 136H198V135H197ZM3 137H4V136H3ZM115 137H116V136H115ZM115 137H114V138H115ZM120 137H121V138H120ZM143 137H144V136H143ZM143 137L141 136L140 138L142 139ZM0 138H1V137H0ZM4 138H5V137H4ZM8 138H9V137H8ZM13 138H14V136H13ZM24 138H25V137H24ZM26 138H27V137H26ZM157 138H159V139H157ZM161 138H162V137H161ZM163 138H164V137H163ZM182 138H183V141H182V142H183V145H184V142H185L186 140H188V138H186V140H185V136L182 137ZM182 138H181V139H182ZM190 138H192V137H190ZM190 138H189V140H190ZM1 139H3V138H1ZM27 139L29 140V138H27ZM27 139H24V140H27ZM30 139H31V138H30ZM32 139H33V138H32ZM112 139H113V138H112ZM122 139H123V138H122ZM153 139H152V140H153ZM168 139L170 140V138H168ZM171 139H172V138H171ZM173 139H174V138H173ZM177 139H178V138H177ZM196 139H197V138H196ZM6 140H7V139H6ZM10 140H11V139H10ZM12 140H14V139H12ZM28 140H27V142H28ZM33 140H34V139H33ZM113 140H114V139H113ZM142 140H144V139H142ZM146 140H145V141H146ZM160 140H161V139H160ZM160 140H159L158 142H160ZM163 140H164V139H162L161 141L163 142ZM174 140H176V138H175ZM178 140H179V139H178ZM178 140H177V141H178ZM184 140H185V141H184ZM204 140H206V139H204ZM4 141H5V139H4ZM15 141H16V140H15ZM106 141H105V142H106ZM177 141H176V142L174 141V142H175V143H178L179 141H178V142H177ZM180 141H181V140H180ZM192 141H193V139H192ZM197 141H198V140L195 141V138H194V142H195L196 144H197V143L199 144L200 140H199L198 142H197ZM11 142H12V141H11ZM11 142H10V144H11ZM27 142H26V143H27ZM32 142H34V141H32ZM105 142H103V143H105ZM112 142H113V141H112ZM143 142H144V141H143ZM151 142L153 143V141H151ZM168 142H169V141H168ZM168 142H167V143H168ZM182 142H181V143H182ZM190 142H191V141H190ZM194 142H191L190 144L193 143V144H192L193 146H192V145H191V146L193 147V149H196V147H197L198 145L196 146ZM2 143H3V141H2ZM13 143H14V142H13ZM24 143H25V142L22 141L21 144L24 145ZM89 143H90V142H89ZM91 143H92V142H91ZM93 143H94V142H93ZM93 143H92L91 145H93ZM97 143H99V142H97ZM97 143H96V141H95L94 144L99 145V144H97ZM114 143H115V142H114ZM149 143H147V144H148V145H147L148 148H149ZM163 143H164V144H163ZM163 143H162L163 145L161 144V142L159 143V144L161 145V146H159V148H160V147L163 148L164 146H166V145H165L166 141L163 142ZM171 143H172V141H171ZM186 143H188L187 145H189V142H186ZM186 143H185V146H187ZM203 143H204V142H203ZM10 144H9V145H10ZM101 144H102V142L100 143V145H101ZM106 144H107V143H106ZM106 144H104V146L106 147L107 150H109L110 148L108 149V148H107L108 146H106ZM108 144H111V143L109 142ZM143 144H145V142H144ZM143 144H141V145H143ZM168 144H170V143H168ZM204 144H205V143H204ZM23 145H21V146H23ZM102 145H103V144H102ZM113 145H115V144H113ZM113 145H112V146H113ZM116 145H118V144H116ZM127 145H128V143H127ZM141 145H140V146H141ZM154 145H155V144H154ZM172 145H174V143H173ZM172 145H171V146H172ZM194 145L196 146L195 148H194ZM200 145H201V143H200ZM5 146H6V144H5ZM110 146H111V145H110ZM112 146H111V148H112ZM140 146H139L140 149L144 148V146H143L142 148H141ZM150 146H151V145H150ZM152 146H153V144H152ZM171 146H169V147H171ZM174 146H176V145H174ZM181 146H182V144H181ZM181 146L179 145L178 147H181ZM185 146L182 147V148H184V149H182V150H186V149H185V148H186ZM191 146L189 145V147H187V149H189ZM206 146H207V145H206ZM92 147L94 148V146H92ZM92 147H90V148H92ZM97 147H98V146H97ZM97 147H96V148H97ZM114 147H115V146H114ZM120 147H122V148H120ZM154 147H155V146L152 147L153 150H154ZM167 147H168V146H167ZM167 147H166V148H167ZM176 147H177V146H176ZM198 147H199V146H198ZM5 148H6V147H5ZM93 148H92V149H93ZM119 148H120V149H119ZM139 148H138V149H139ZM145 148H146V145H145ZM157 148H158V145H157L156 149H157ZM164 148H165V147H164ZM172 148H173V147H171V149H172ZM201 148H202V146H201ZM203 148H205V147L203 146ZM112 149H113V148H112ZM132 149H133V148H132ZM167 149H170V148H167ZM167 149L164 150V154H165V152H167V151H169L168 153H170V152L173 153V152H174V151H173L174 149H175V153H173V154H175V156L178 155L179 153H183V151L181 152L180 149H179V151H178L177 148L172 149V151H171V150H167ZM176 149H177V150H176ZM97 150H98V148H97ZM97 150H96V151H97ZM101 150H102V149H101ZM101 150H100V151H101ZM103 150H104V149H103ZM110 150H111V149H110ZM144 150H146V149H144ZM157 150H159V149H157ZM160 150H161V148H160ZM160 150H159V152H160ZM189 150L191 151V148H190ZM199 150H200V149H199ZM96 151H95V152H96ZM100 151H98V152H100ZM104 151H105V150H104ZM124 151H125V150H124ZM142 151H143V150H142ZM154 151H156V150H154ZM154 151H153V152H154ZM162 151H163V150H161V152H162ZM177 151H178L179 153H178ZM186 151H188V150H186ZM196 151H197V150H196ZM87 152H88V151H87ZM92 152H94V151H92ZM92 152H91V154H92ZM106 152H107V151H106ZM116 152H117V155H116V154H115V155L118 156V151H116ZM116 152L114 151V153H116ZM119 152H120V151H119ZM139 152H141V151H139ZM159 152H156V153H159ZM161 152H160V153H161ZM188 152H189V151H188ZM188 152H187V153H188ZM192 152H193V151H192ZM202 152H203V151H202ZM89 153H90V152H89ZM104 153H105V152H104ZM109 153H111V152H109ZM121 153H122V152H120L119 154H121ZM136 153H138V152L136 151ZM142 153H143V155H142ZM144 153H145L144 151L140 153V154L142 155V156L140 155L142 158H143V156H144ZM176 153H177V154H176ZM184 153H186V152L184 151ZM197 153H198V151H197ZM197 153H196V154H197ZM94 154H95V153H94ZM99 154H100V153H99ZM133 154H134V155H133ZM133 154H132L133 156H132L131 154H129L128 157L130 158V155H131L132 158H135V156H136L135 152H133ZM138 154H139V153H138ZM145 154H147V155H145L144 157L147 158V157L149 156V154H150V155L152 154V156H153L154 153H150V151L148 152V150H147ZM164 154H158L159 157H158V156H157L158 158L156 157L157 159H155V162H154L153 160L151 161V160L149 159V160L151 161V164L149 163L150 161H149L148 159H145L146 161L148 160V164H150V165H147V166H151L152 164L156 165L155 163H158V161H156V160H158V159H159V161H160V162H159V165H160V163H161V165H162L163 162H161V161H164V159H166V160H165V164H164V166H168V163H167L166 161H168V160L171 159L172 157H171V158H168V157L166 156L167 153H166L165 155H164ZM173 154H169V156H170V155L172 156ZM190 154H191L192 156H190ZM190 154H189V156H190L189 158H187V154H184V155H186V158H184V159H183L184 156H182V160L184 161V162H183V161H182V162L185 163V166H186L185 159H186V160L188 159V160L190 161V158H192V157L194 158V156H196V154H195L194 152H193V153L190 152ZM193 154H195V155L193 156ZM203 154H204V153H203ZM104 155H105V154H104ZM111 155H112V154H111ZM111 155H110V154H107L105 157H110V158H111ZM115 155L113 154L112 156H115ZM156 155H157V154H156ZM160 155L166 156L168 159H167V158H164V159L162 160V157H161ZM179 155H180V154H179ZM179 155H178V156H179ZM182 155H183V154H182ZM197 155H198V154H197ZM126 156H127V155H126ZM138 156H139V155H138ZM138 156H136V158H137ZM198 156H199V155H198ZM198 156H197V157H198ZM102 157H103V156H102ZM154 157H155V156H154ZM154 157H153V158H154ZM98 158H100L99 155H98ZM126 158H127V157H126ZM136 158H135L134 160L136 161L137 159H139V162H140L141 159H140V158H137V159H136ZM149 158H151V156H150ZM160 158H161V159H160ZM179 158H181V157H179ZM193 158H192V159H193ZM108 159H109V158H108ZM143 159H144V158H143ZM151 159H152V158H151ZM174 159L177 160L178 158H177V157H176V158L174 157L173 159H171V160H172V163H176V164H178ZM192 159H191V160H192ZM195 159H196V158H194L193 160H195ZM199 159H201V158H199ZM199 159H198V160H199ZM129 160H130V159H129ZM134 160H133V162H134ZM173 160H174V162H173ZM188 160H187V161H188ZM193 160H192V161H193ZM198 160H197V161H198ZM130 161H132V160H130ZM137 161H138V160H137ZM143 161H144V160H142V162H143ZM197 161H193V162L196 163ZM144 162H145V161H144ZM152 162H154V163H152ZM178 162H180V161L178 160ZM23 163H24V162H23ZM54 163H55V162H54ZM170 163H171V161H170ZM170 163H169V165H170ZM189 163H190L191 165H187V166L190 168V166L192 167V162L190 161V162H188V164H189ZM194 163H193V165H194ZM138 164H139V163H138ZM142 164H143V163H142ZM142 164H141V165H142ZM145 164H146V163H145ZM198 164H199V163H198ZM24 165H25V164H24ZM141 165H140V166H141ZM154 165H152L153 168H152V167H150V168H152V169H155V167H156V168H157V167H161V168H163L162 166H159L158 164H157L158 166L156 165L155 167H154ZM174 165H175V164H174ZM174 165H172V166L174 167ZM21 166H22V165H21ZM21 166H20V167H21ZM140 166H139V167H140ZM178 166H180V164H179ZM178 166H177V167H178ZM185 166H184V167H185ZM197 166H198V165H197ZM197 166H194V169H195ZM141 167H142V166H141ZM141 167H140V168H141ZM168 167H169V166H168ZM168 167H166V169H168ZM175 167H176V165H175ZM175 167H174V168H175ZM180 167L182 168L183 166L181 165ZM180 167H178V169H180V170H182V171H183V170H189L188 167H186L187 169H185V168H184V169H183V168L181 169ZM27 168H28L27 166H26V168H23V166H22V169H27ZM144 168H145V167H143V169H144ZM150 168H149V169H150ZM170 168H171V166H170ZM174 168H173V169H174ZM18 169H21V168H18ZM146 169L148 170V168H146ZM158 169H160V168H158ZM158 169H156V170H158ZM166 169H165V167H164V168H163L164 171H163V170H162V171L165 172ZM171 169H172V168H171ZM173 169H172V171H173ZM176 169H177V168H176ZM176 169H174L176 172H180V170L177 171ZM190 169H192V168H190ZM16 170H17V169H16ZM156 170H155V171H156ZM160 170H161V169H160ZM18 171H19V170H18ZM23 171H24V170H22V172H23ZM142 171H143V170H142ZM162 171L159 172V170H158L159 173H161ZM169 171H170V169H169ZM169 171H167V172H169ZM172 171H171V172H172ZM175 171H174V172H175ZM24 172H25V171H24ZM146 172H147V171H146ZM163 172H162V175H164ZM17 173H18V172H17ZM19 173H20V172H19ZM153 173H154V172H153ZM155 173H156V172H155ZM25 174H26V173H25ZM42 174H43V173H42ZM158 175H159V174H157V177H158ZM160 175H161V174H160ZM160 175H159V176H160ZM162 175H161L160 178H163ZM22 176H24V175L22 174L21 177H22ZM157 177H156V178H157ZM22 178H23V177H22ZM158 178H159V177H158ZM42 179H45V178L43 177ZM47 180H48V179H47ZM47 180H45V181L47 182ZM156 180H157V179H156ZM42 181H43V180H42ZM157 181H158V180H157ZM155 182H156V181H155ZM158 182H159V181H158ZM40 184H41V183H40ZM83 187H84V186H83ZM11 192H12V191H11ZM84 192H85V188L81 189V190L79 191L78 194H79V195H82V194H84ZM75 194L77 195V193H75ZM75 194H74V195H75ZM2 196H3V195H2ZM68 198H69V197H68ZM35 202H36V201H35ZM77 208H78V207H76V209H77ZM61 217H62V216H61ZM63 218H64V217H63ZM70 219H71V218H70ZM68 221H69V219H68ZM65 224H66V223H65ZM64 226H65V225H64ZM66 229H67V228H66ZM239 250H240V248H239ZM255 250H256V249H255ZM242 251H243V250H242ZM253 251H254V250H253ZM253 251H252V252H253ZM240 253H241V251H240ZM244 253H245V252L243 251V254H244ZM246 254H247V253H246ZM253 254H254V253H253ZM222 255H223V254H222ZM241 255H242V253H241ZM250 255H251V254H250ZM242 256H243V255H242ZM244 256H245V255H244ZM246 256H247V255H246ZM248 256H249V255H248ZM255 256H256V255H255ZM251 257H252V256H251ZM245 258H247V257H245ZM248 258H249V257H248ZM237 259H239V258H237ZM241 259H242V258H241ZM238 261H239V260H238ZM235 262H236V261H235ZM239 262H240V261H239Z\"/></svg>",
	"mask_w": 264,
	"mask_h": 264
},
{
	"label": "water",
	"instance_id": "3",
	"mask_svg": "<svg viewBox=\"0 0 264 264\" xmlns=\"http://www.w3.org/2000/svg\"><path fill=\"white\" fill-rule=\"evenodd\" d=\"M35 42H39L40 44H42V52L39 55L33 54L32 49H31L32 44ZM25 48H26L27 53L31 56V58L34 61H40L45 56V54L47 52V44H46L45 40L41 37L32 38V39L26 41Z\"/></svg>",
	"mask_w": 264,
	"mask_h": 264
}]
</instances>
